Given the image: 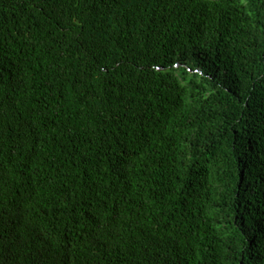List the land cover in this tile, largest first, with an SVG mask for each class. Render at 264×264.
<instances>
[{
  "label": "trees",
  "instance_id": "1",
  "mask_svg": "<svg viewBox=\"0 0 264 264\" xmlns=\"http://www.w3.org/2000/svg\"><path fill=\"white\" fill-rule=\"evenodd\" d=\"M0 264H264V0H0Z\"/></svg>",
  "mask_w": 264,
  "mask_h": 264
}]
</instances>
